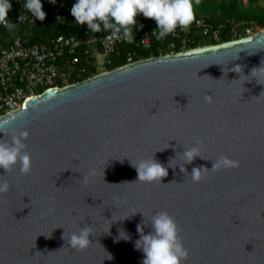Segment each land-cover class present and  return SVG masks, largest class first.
<instances>
[{"label":"water","instance_id":"1","mask_svg":"<svg viewBox=\"0 0 264 264\" xmlns=\"http://www.w3.org/2000/svg\"><path fill=\"white\" fill-rule=\"evenodd\" d=\"M261 64L264 30L48 90L0 118V139L28 133L32 160L27 175L0 169L11 186L0 194V264H141L136 226L161 211L188 251L182 264H264V76H250ZM193 146L203 158L183 173ZM153 156L175 168L136 181L130 161ZM222 156L238 166L193 181V167ZM83 226L92 243L73 250L62 236ZM120 229L130 241L117 242Z\"/></svg>","mask_w":264,"mask_h":264},{"label":"built area","instance_id":"2","mask_svg":"<svg viewBox=\"0 0 264 264\" xmlns=\"http://www.w3.org/2000/svg\"><path fill=\"white\" fill-rule=\"evenodd\" d=\"M76 2V0H74ZM255 0H242L248 7ZM264 8V0H256ZM12 8L8 13L15 27L34 28L36 20L26 8L25 0H10ZM43 10L54 7L57 21L67 30L75 24L69 20L71 8L66 1L42 0ZM134 26V40L128 42L122 34H101L86 32L84 38L75 36H48L32 44L22 36H6L9 29L0 24V118L25 108L33 97H42L48 90L65 89L95 78L111 74L127 66L159 57L183 55L199 49L215 47L252 37L262 30L253 21L229 18L212 23L197 18L187 28H177L162 40H156L152 30ZM12 28L11 31L14 29ZM224 38L231 41L226 42ZM127 53V64L110 70L112 58ZM159 50L161 54L145 60H135L138 51ZM103 57L101 61L99 58Z\"/></svg>","mask_w":264,"mask_h":264},{"label":"clouds","instance_id":"3","mask_svg":"<svg viewBox=\"0 0 264 264\" xmlns=\"http://www.w3.org/2000/svg\"><path fill=\"white\" fill-rule=\"evenodd\" d=\"M198 2L199 0H196V3ZM23 7L36 20L41 22L45 20L46 12L43 10L42 0H25ZM11 8L10 0H0V24L9 30L15 27V23L8 19ZM138 14L155 21L157 27L152 30V33L156 40H162L177 28L183 29L190 26L194 19L193 0H76L71 8V16L74 17L76 24L86 25L87 29L93 33L102 29L104 31L111 30L114 35L122 34L128 42L135 39L133 29L137 24ZM139 27L142 29L143 25L141 24ZM229 71L241 73L242 68L240 65H236ZM250 76L256 78L259 83L257 77L264 76L262 64L259 68H253ZM205 99L207 100L208 97ZM27 136L28 133L22 131L12 136L11 143L0 139V169H3L6 174L17 165H19L21 174L31 173L32 160L27 151V145L24 143ZM180 155L184 161L180 165V171L183 173L187 172L185 164H191L196 157L203 158L200 155L199 147L196 146L184 149ZM172 160L174 158L169 159L167 166L157 161L154 156L138 163L131 161L130 163L137 171L136 181L152 183L161 182V178L168 175V168H175L171 164ZM237 166L238 161L222 156L214 161L211 170L204 167H193L191 177L194 182H198L202 172ZM10 187L6 180L0 181V194L9 192ZM145 228H150V231L146 233ZM136 231L138 239L134 241V248L143 254L141 264H182L187 258L188 251L179 237L177 224L168 212L161 211L149 218H145L143 214L141 222L136 226ZM90 236H92L91 227L83 226L67 239H65L64 233L62 239L73 250L82 251L92 243ZM116 240L117 242L120 240L128 242L131 240V236L125 230L120 229ZM107 259H112L110 253H108Z\"/></svg>","mask_w":264,"mask_h":264},{"label":"trees","instance_id":"4","mask_svg":"<svg viewBox=\"0 0 264 264\" xmlns=\"http://www.w3.org/2000/svg\"><path fill=\"white\" fill-rule=\"evenodd\" d=\"M66 1L70 6H73L75 3L74 0H62ZM46 18L43 22L39 21L37 26L34 28H29L28 26L16 27L12 31L8 30L5 32L6 36L18 35L22 36L25 40H30L32 44H36L48 36H75L77 38H84L87 31L86 25L72 24V27L68 30L58 23L57 21V11L54 7H47L45 9ZM193 12L195 21L197 18H204L212 23L222 22L229 18H236L240 20H246L249 22H255L258 25L259 30H264V8L261 7L257 1L251 2L248 7H244L242 0H199L196 3V0H193ZM69 20L73 23L74 17L69 15ZM137 27L141 24L143 25L142 29L155 27L156 23L152 19H147L143 17L142 14H138L136 17ZM192 21V22H193ZM140 28V27H139ZM91 34L93 32L89 31ZM97 33L103 35L112 33L111 30L104 31L103 29ZM226 42H230L229 38H224ZM130 49H123L120 52V55H115L112 58V65L110 70L122 67L127 64V53ZM161 52L159 50L153 51H138L135 56V60H145L152 55L159 56Z\"/></svg>","mask_w":264,"mask_h":264},{"label":"rangeland","instance_id":"5","mask_svg":"<svg viewBox=\"0 0 264 264\" xmlns=\"http://www.w3.org/2000/svg\"><path fill=\"white\" fill-rule=\"evenodd\" d=\"M99 59L102 61L104 58L103 57H100Z\"/></svg>","mask_w":264,"mask_h":264}]
</instances>
